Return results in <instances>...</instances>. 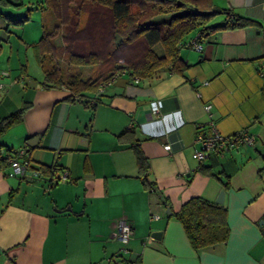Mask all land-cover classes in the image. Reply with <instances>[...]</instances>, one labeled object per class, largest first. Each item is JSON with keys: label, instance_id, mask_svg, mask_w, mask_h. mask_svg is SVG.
<instances>
[{"label": "crops", "instance_id": "1", "mask_svg": "<svg viewBox=\"0 0 264 264\" xmlns=\"http://www.w3.org/2000/svg\"><path fill=\"white\" fill-rule=\"evenodd\" d=\"M10 1L22 5L0 3V120L25 110L0 134V152L24 148L29 166L22 176L0 169V264H264V0H211L258 22L189 37L179 50L183 74H122L95 106L68 98L65 87L45 88L43 72L34 77V28L6 17L24 5L33 11L34 0ZM92 72L81 69L83 78ZM211 123L223 135L245 128L255 142L198 160L195 137L210 134ZM134 141L153 188L142 181ZM44 166L54 171L33 174ZM221 190L228 237L196 249L173 213L192 196L216 202ZM120 218L133 228L125 245L114 236Z\"/></svg>", "mask_w": 264, "mask_h": 264}, {"label": "trees", "instance_id": "2", "mask_svg": "<svg viewBox=\"0 0 264 264\" xmlns=\"http://www.w3.org/2000/svg\"><path fill=\"white\" fill-rule=\"evenodd\" d=\"M40 4L41 36L32 44L34 55L43 72L45 88L65 87L68 98H81L95 106L99 102L98 87L110 84L122 74L131 78L161 77L164 72L183 74L188 64L179 54L189 44V37L204 36L217 30L256 24L255 19L218 11L211 0H44ZM0 3L22 2L0 0ZM53 14L47 18L50 8ZM30 8L27 7V11ZM224 13L216 21L217 14ZM85 14L84 24H80ZM6 17L15 25L24 24L28 12L19 17ZM99 34L93 39L92 25ZM82 25V26H81ZM87 38L80 39V33ZM189 38V39H188ZM92 42V43H90ZM160 45L163 54L154 47ZM91 67L93 74L83 78L82 67ZM106 86V85H105ZM104 86V87H105ZM85 97L86 92H95ZM25 106L0 120V134L21 119ZM124 133L128 130H124ZM140 176L145 187L153 188L147 178L148 162L138 142H132ZM8 151V149H6ZM12 149H9L11 151ZM9 153L1 155L0 169L6 168ZM52 173L54 166L39 167ZM227 185V183H224ZM167 204L165 198H163ZM168 206V205H167ZM172 215L171 213L168 214ZM173 215L181 222L194 248L223 242L229 234L224 203L192 196Z\"/></svg>", "mask_w": 264, "mask_h": 264}, {"label": "built area", "instance_id": "3", "mask_svg": "<svg viewBox=\"0 0 264 264\" xmlns=\"http://www.w3.org/2000/svg\"><path fill=\"white\" fill-rule=\"evenodd\" d=\"M194 44L195 46H197V48H200V44ZM260 71L262 74H264V64H262ZM1 74H6V72H1L0 75ZM105 85H107V83L99 85L98 92H102ZM2 88L3 85L0 82V89ZM205 108L206 110H209L210 105L206 104ZM152 109L154 112L158 110L155 103H152ZM211 125L212 132L210 134L205 135L199 133L195 137V142L199 144V147L195 150L194 154L198 160L204 159L211 151L222 152L225 150H230L238 145H252L255 142L256 136L245 128L237 130L230 135H223L216 130V128L213 126V123H211ZM164 148L168 151H171V143H165ZM1 155L2 153L0 152V157ZM24 156L26 158H23ZM8 164L9 170L6 172L7 175H24L29 166V160L26 150L24 148L17 149L14 154L8 157ZM41 173L42 170L39 168L33 171L34 175H41ZM66 176L67 173L65 171H62L59 178L65 179ZM59 178L57 177L56 179ZM158 217V214L151 215V218L153 219H157ZM132 235L133 228L131 224L126 219L120 218L116 225V232L114 234L115 238L119 240L123 245H125L132 237ZM121 250L126 251V248L122 247Z\"/></svg>", "mask_w": 264, "mask_h": 264}, {"label": "rangeland", "instance_id": "4", "mask_svg": "<svg viewBox=\"0 0 264 264\" xmlns=\"http://www.w3.org/2000/svg\"><path fill=\"white\" fill-rule=\"evenodd\" d=\"M44 0H34V10L32 11L31 9L29 11H27V6L24 5L23 7V11H22V14L25 13V12H28L29 16H30V19L27 20V27L29 30H31L32 28H34V40H37L39 39L41 36V15H42V10H41V7H40V4L42 2V4L44 5ZM26 4V3H25ZM33 7V6H32ZM49 13H47V18L50 17V15H52L54 12H53V8L51 7L50 10L48 11ZM86 19V16L85 14L82 15L81 17V22L80 24H84V22ZM87 20V19H86ZM82 26V25H81ZM92 32L91 34L93 33V39L94 40H99V34L100 33H97V31H94L96 30V28L94 27V24L92 25ZM87 38L86 34L85 33H80V39H85ZM92 43V42H90ZM31 58V60H30ZM29 58V62H31V70L34 71V77L36 78H40L42 76V70L40 68V65L38 64L37 62V59L36 57H30ZM34 59V60H33ZM89 72V70H88Z\"/></svg>", "mask_w": 264, "mask_h": 264}, {"label": "water", "instance_id": "5", "mask_svg": "<svg viewBox=\"0 0 264 264\" xmlns=\"http://www.w3.org/2000/svg\"><path fill=\"white\" fill-rule=\"evenodd\" d=\"M223 198H224V190H221L218 193V196L216 198V202L222 203L223 202ZM166 212L167 214L171 213V210L169 208V206H166ZM259 224L262 225V221H259ZM262 232H264V230H262ZM160 235V230H156L152 232V236L158 237Z\"/></svg>", "mask_w": 264, "mask_h": 264}]
</instances>
